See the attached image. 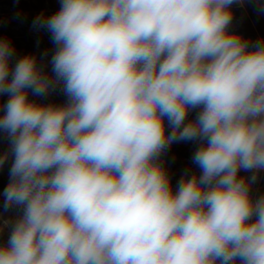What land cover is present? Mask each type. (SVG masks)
I'll list each match as a JSON object with an SVG mask.
<instances>
[{
    "label": "clouds",
    "instance_id": "obj_1",
    "mask_svg": "<svg viewBox=\"0 0 264 264\" xmlns=\"http://www.w3.org/2000/svg\"><path fill=\"white\" fill-rule=\"evenodd\" d=\"M237 2L61 0L35 21L53 76L0 38L2 195L22 208L0 264H264V196L238 175L264 170V40L229 31ZM60 84L65 104L29 100ZM184 140L201 172L174 191L160 157Z\"/></svg>",
    "mask_w": 264,
    "mask_h": 264
},
{
    "label": "rangeland",
    "instance_id": "obj_2",
    "mask_svg": "<svg viewBox=\"0 0 264 264\" xmlns=\"http://www.w3.org/2000/svg\"><path fill=\"white\" fill-rule=\"evenodd\" d=\"M61 7V0H0V38H7L15 48V53L10 61L15 63L26 54H33L38 65L49 76H53L51 58L55 53L56 45L52 41V34L40 24L35 23L37 17L47 18L57 12ZM233 19L229 31L241 35L244 39L254 44L264 40V0H242L231 6ZM62 84L56 85L45 96H35L29 90V100L39 104L63 105L68 97L62 90ZM9 99L8 94L0 95V114L2 106ZM199 108L188 112L186 123L195 120ZM165 124L168 131L167 119ZM199 140L175 141L160 157L163 167L167 170L171 185L175 191L178 182L185 173L188 176L199 174L201 169L193 162V155L200 146ZM10 152V140L6 133L0 131V155ZM13 157L9 154L8 159L0 167V225L3 221H14L22 214V208L13 206L4 208V189L10 181L9 171ZM239 176L250 181V193L253 199L264 196V170L246 171L241 169ZM255 175V180L251 178ZM12 224L0 229V243H6L10 235Z\"/></svg>",
    "mask_w": 264,
    "mask_h": 264
}]
</instances>
